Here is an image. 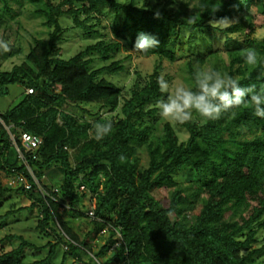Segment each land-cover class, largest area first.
<instances>
[{
	"label": "trees",
	"instance_id": "obj_1",
	"mask_svg": "<svg viewBox=\"0 0 264 264\" xmlns=\"http://www.w3.org/2000/svg\"><path fill=\"white\" fill-rule=\"evenodd\" d=\"M0 2L4 32L11 21L20 23L12 2L18 7L28 3L48 30L47 39L33 36L25 60L10 70L2 69L8 55L0 54V95L11 84L24 88L19 102L0 112V204L13 190L25 196L30 204L4 218L26 207L36 209L39 237L52 232L56 240L36 245L11 234L20 242L0 253V264H53L60 244L67 246L63 260L86 256L85 264H251L264 254V243L253 247L264 228V118L241 106L219 120L204 123L194 115L189 123L174 124L159 115L158 103L166 96L157 83L165 62H176L175 73L188 85L198 68H215L224 52L227 68L221 73L242 87L264 91V35L258 33L264 26V0ZM104 9L113 12L112 31L120 41L98 29ZM62 17L93 40L67 59L58 45L67 29ZM225 18L232 22L229 27L217 23ZM140 32L159 40L157 49L142 55L155 56L156 63L147 75L136 70L124 89L106 79L126 69L123 60L93 64L96 56L118 54L121 40L134 49ZM247 49L256 50V67L245 62ZM106 119L113 121L114 131L97 141L93 124ZM180 130L188 134L185 139ZM25 133L43 139L37 150L25 151L20 142ZM12 137L32 167L60 166L63 179L57 191L47 181L42 184L46 192L36 186ZM140 149L147 158L142 169ZM121 155L127 162L120 163ZM179 172L195 187L200 203L192 225L187 224L192 201L182 188L173 190L164 206L152 195ZM20 175L32 183L30 189L3 181ZM73 221H86L89 229L74 230ZM105 230L109 236L95 250L93 238ZM26 247L47 248L48 255L28 261Z\"/></svg>",
	"mask_w": 264,
	"mask_h": 264
},
{
	"label": "rangeland",
	"instance_id": "obj_2",
	"mask_svg": "<svg viewBox=\"0 0 264 264\" xmlns=\"http://www.w3.org/2000/svg\"><path fill=\"white\" fill-rule=\"evenodd\" d=\"M11 7L13 8L14 13L20 12V14L17 15L20 23L17 24L11 21L10 25L8 26L9 29L5 32L4 29L0 28V38L5 39L11 47V51L6 53V55L8 56H6L7 58L2 63V69L4 70H10L13 65L19 64L25 60L26 55L30 51V46L33 44L34 37L41 39H47L48 37V30L45 26H43L42 23L44 21L43 18L36 15L32 7L28 3H24L22 7H18L16 3L12 2ZM0 8H2V2H0ZM103 14L102 15L104 17L102 26H104L105 29H103L102 26H99L98 29L102 30V32H106L110 38L118 39L114 36L112 31L114 18L113 12L104 9ZM260 18H263V16L260 15ZM66 19L68 18L62 17L60 19V21L62 22V26L67 27V29L64 33L63 38L58 42V45L61 48L60 55L65 59L78 53L86 45L93 42L92 39L90 40V38H87L83 35L84 32L82 29L73 27L70 20ZM122 20L123 16L120 23H122ZM258 33L261 36L264 35V26L259 30ZM118 40L120 41V39ZM121 42L122 45H124L122 46V49L118 54L110 58L103 59H100L96 56L93 65L97 68L118 60H123V64L126 69L116 74H107L106 79H108L110 82H113L117 86H123L124 89H127L135 77L134 74L136 70L141 72L142 75H147L153 71L154 65L156 63V58L155 56L143 57L142 55L134 52V49L128 48L123 40H121ZM222 54L223 57H220L218 55L216 59L217 61L215 64V68L218 71L227 68V55L224 52ZM176 67V62L172 64L165 62V68L162 72V76L170 82L173 88L178 84L183 83L182 79L175 73ZM23 91V86L19 84H11L9 86V92L5 95H0V112H4L8 108L17 104L21 99ZM87 107L92 106L89 105ZM187 135L188 134L186 132L181 130L179 131L181 140L185 139ZM138 155L141 159L140 169H142L143 167H145L147 158L143 149H140L138 151ZM62 179L63 171L60 166L55 165L51 167L48 181L49 187H59ZM3 181L5 184L10 186L9 182L5 178H3ZM177 188H182L184 194L190 196V200L192 201L191 206L193 207V213H191L187 217V224L192 225L195 222V215L200 212V203L195 200L193 195L195 187L192 185L189 179L184 176L182 172L174 175L173 179L170 182H166L161 187L154 189L152 191V195L156 200H158L160 206H164L167 204L172 191ZM10 195L12 196L10 199L2 201V205L0 204V253L8 251L19 244L20 239L9 237V235L11 234L22 235L28 241L36 245H44L47 244L48 241L56 242L55 236H53L52 232L50 236H47L45 238L39 237V230L36 227L38 220V217L36 216V209L31 211L28 207H26L21 211H18L14 214H9L4 218L6 212L13 209H18L20 207L28 206L30 204L29 199H27L25 196H22L21 194H17L15 190L10 191L8 196ZM228 217L229 213L224 216L222 221L227 220ZM79 226H81L83 232H86L89 229V224H87L86 221H84L81 225L78 221H73L71 224V227H73L74 230H77ZM108 236L109 232L108 230H105L103 236L97 235L95 238H93V248L95 250H98L97 247L100 244H103ZM263 243L264 228L259 232L258 242L254 243L253 247H259ZM66 250L67 246L65 244H60L58 246L56 252L57 257L54 259L53 264H85V262H87L88 257L86 256H84L82 260H79L78 258L73 257V255H69L66 259L63 260V255ZM25 253L27 254V260L32 261L34 259L45 258L48 255V249L26 247ZM251 264H264V254L256 256L255 261Z\"/></svg>",
	"mask_w": 264,
	"mask_h": 264
},
{
	"label": "clouds",
	"instance_id": "obj_3",
	"mask_svg": "<svg viewBox=\"0 0 264 264\" xmlns=\"http://www.w3.org/2000/svg\"><path fill=\"white\" fill-rule=\"evenodd\" d=\"M156 17L159 18L158 12ZM217 23L224 27L232 24L227 18ZM159 46L160 42L155 36L140 32L133 51L147 55ZM10 51L9 43L0 38V54ZM244 59L252 67H256L259 62L255 49H247ZM157 83L161 93L166 96L158 103L159 115L174 124L189 123L194 115H198L204 123L219 120L225 114L234 115V110L241 106L251 107L257 117L264 118V91L257 92L255 86L242 87L239 80L221 73L213 66L198 68L193 82L188 85L180 83L173 88L164 77H160ZM113 131L111 119L94 123L92 127L93 138L97 141L103 140ZM119 161L123 164L127 158L121 155Z\"/></svg>",
	"mask_w": 264,
	"mask_h": 264
},
{
	"label": "built area",
	"instance_id": "obj_4",
	"mask_svg": "<svg viewBox=\"0 0 264 264\" xmlns=\"http://www.w3.org/2000/svg\"><path fill=\"white\" fill-rule=\"evenodd\" d=\"M29 91H31L29 89ZM13 143L16 146V149L18 151L19 157L23 159L24 163L26 164V168L28 169L33 181L35 182L36 186L42 191L46 192V188L42 185L45 181H47V186L49 185V175H50V169L51 167H32L31 165L28 164V161L25 158L24 150H22L18 142L14 140L12 137ZM20 142L23 145L25 151L31 150L32 152L37 150L39 146L42 144L43 139L41 137L34 136L32 134H23L22 137L20 138ZM9 184H14L17 186L24 185L25 188L30 189L32 187V183H30L23 175H20L17 177V179L9 181ZM59 187L51 189L57 191ZM81 189H84V186H81ZM92 214V212H90Z\"/></svg>",
	"mask_w": 264,
	"mask_h": 264
}]
</instances>
